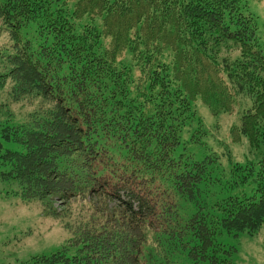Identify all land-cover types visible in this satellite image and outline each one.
Returning <instances> with one entry per match:
<instances>
[{
	"label": "trees",
	"instance_id": "obj_1",
	"mask_svg": "<svg viewBox=\"0 0 264 264\" xmlns=\"http://www.w3.org/2000/svg\"><path fill=\"white\" fill-rule=\"evenodd\" d=\"M0 16L15 39L0 78L44 102L4 133L21 147L0 141V181H17L24 200L77 225L75 253L66 246L28 264H227L232 251L219 236L259 231L264 52L247 4L0 0ZM127 52L134 64L122 65ZM197 99L214 115L238 114L230 139L259 157L235 166L249 171L239 183H255L252 196L198 201L217 182V157L195 159L181 144L185 131L190 143L207 134Z\"/></svg>",
	"mask_w": 264,
	"mask_h": 264
},
{
	"label": "rangeland",
	"instance_id": "obj_2",
	"mask_svg": "<svg viewBox=\"0 0 264 264\" xmlns=\"http://www.w3.org/2000/svg\"><path fill=\"white\" fill-rule=\"evenodd\" d=\"M240 1L248 5V11L256 19L257 35L264 52V0ZM22 34L34 39V33L31 30L24 31ZM14 41L8 24H5L0 16L1 76L11 69L8 54L15 50ZM120 62L122 65L134 64L128 52ZM134 71L137 72V68H134ZM12 79L9 76L0 78V141L5 148L20 150V145L8 141L3 135L4 133L11 135L15 126L29 123L38 117L44 102L26 95L25 92L16 91ZM193 103L204 121L207 134L202 144L190 143L188 140L194 133L185 131L182 134L181 144H187L189 152L193 153L192 157L195 159L217 157L212 163L215 165L214 177L217 182L203 186L197 197L198 201L214 204L229 196L239 198L252 196L255 183L250 181L239 183L241 177L248 175L249 171H242L235 166L237 164L249 166L251 162H257L259 157L252 154L255 151L250 150L244 138L241 144L234 143L230 139V126L238 122V114L234 111L229 114L214 115L201 99L194 100ZM6 126L8 129L3 132ZM228 149L232 155H228ZM213 153L217 155H212ZM17 184V181H0V264H28V261L34 257L52 254L66 246L71 253H75L79 246L76 244L77 225L70 221L68 216H56L50 213L51 210L48 211V207L39 200H24ZM116 204L118 201L110 202L109 208ZM54 206L57 211L65 207L60 200L56 201ZM218 239L232 251L227 264H264V223L255 234L223 233Z\"/></svg>",
	"mask_w": 264,
	"mask_h": 264
}]
</instances>
